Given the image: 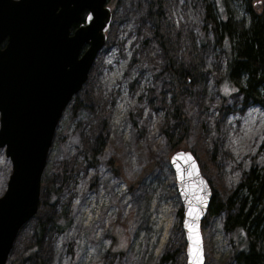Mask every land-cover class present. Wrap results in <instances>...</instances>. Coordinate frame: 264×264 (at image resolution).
I'll return each instance as SVG.
<instances>
[{"label":"rangeland","instance_id":"374dc122","mask_svg":"<svg viewBox=\"0 0 264 264\" xmlns=\"http://www.w3.org/2000/svg\"><path fill=\"white\" fill-rule=\"evenodd\" d=\"M166 3L168 25L182 24L197 45L208 3L218 14L226 5L233 18L246 17L241 0H224V6L221 0ZM107 5L113 12L107 42L58 124L39 211L21 227L7 264H186V253L175 251L185 242L175 173L168 166L171 155L191 151L225 197L252 166L264 164V107L245 105L226 80L227 59L212 33L206 32L200 50L202 77L185 95L190 127L183 133L182 125L173 123L174 88L164 81L166 73L159 81L154 76L163 59L146 19L149 0H120L115 6L108 0ZM11 172L2 148L0 196ZM49 184L52 192L45 190ZM62 212L72 216L66 238L56 227ZM223 217L210 219L203 231L205 264H236L230 259V235L217 239ZM176 252L173 259H163Z\"/></svg>","mask_w":264,"mask_h":264},{"label":"water","instance_id":"95a60500","mask_svg":"<svg viewBox=\"0 0 264 264\" xmlns=\"http://www.w3.org/2000/svg\"><path fill=\"white\" fill-rule=\"evenodd\" d=\"M107 2L0 0V148L12 163L0 196V264H7L21 227L38 212L57 125L107 41L113 15ZM177 154H191L199 175L188 177L185 172L181 181L176 164L188 169L192 163L184 164ZM170 162L183 205L186 264H191L189 225L198 231L205 264L201 225L212 199L211 185L193 153L177 151ZM190 204L198 216L188 215Z\"/></svg>","mask_w":264,"mask_h":264},{"label":"trees","instance_id":"16d2710c","mask_svg":"<svg viewBox=\"0 0 264 264\" xmlns=\"http://www.w3.org/2000/svg\"><path fill=\"white\" fill-rule=\"evenodd\" d=\"M221 1L224 6V0ZM109 2L115 6L120 0ZM241 2L246 17L240 20L228 14L226 5L223 12L218 14L214 4L208 3L203 34L197 45L195 37H191L182 24L168 25L166 18L169 5L166 0H149L146 19L153 26L163 59L154 76L159 81L162 80L160 76L166 73L167 80L164 81L174 88L173 123L182 125L183 133H188L190 127V118L185 106L189 99L185 95L188 94L187 90L193 92L198 79L202 77L200 50L206 45V32L212 33L214 44L226 56L225 78L235 91L243 96V103L245 105L255 103L264 107V0ZM78 104L76 100L75 114L79 110L76 108ZM170 135L172 133L167 132V143L173 150ZM171 149L168 151H172ZM99 150L100 148H97L91 153L92 162ZM209 183L212 188V199L207 216L202 222V230L207 229L210 219L223 215V230L225 234L230 235L233 243L230 259L236 264H264V164L261 167L252 166L226 197L210 180ZM48 186L45 190L52 192L51 184ZM178 218V225L182 227V208L178 211ZM71 221L72 216L62 212L56 222L59 232L67 233ZM41 234V228L38 227L37 236L40 237ZM181 246L182 248L179 247L175 251L185 252V244L182 243ZM178 253L165 256L163 259L169 261Z\"/></svg>","mask_w":264,"mask_h":264},{"label":"snow or ice","instance_id":"6c2138e0","mask_svg":"<svg viewBox=\"0 0 264 264\" xmlns=\"http://www.w3.org/2000/svg\"><path fill=\"white\" fill-rule=\"evenodd\" d=\"M177 155L178 158L183 159L184 164H188L190 161L192 163V168H188V169L182 168L179 163L176 164L177 172L180 174L181 181H183L185 178V172L187 173L188 177H191L192 175H199L198 171L195 170V161L193 160L191 154H177ZM185 156L187 157L186 159L184 158ZM197 199L201 201L206 200L204 196H198ZM188 215L198 216L199 212L197 211L196 208L192 207L190 204V207L188 209ZM188 227L190 230V240L192 241V245L189 248L191 264H203V251L200 244V237L198 231L192 225H189Z\"/></svg>","mask_w":264,"mask_h":264},{"label":"built area","instance_id":"2783aa9c","mask_svg":"<svg viewBox=\"0 0 264 264\" xmlns=\"http://www.w3.org/2000/svg\"><path fill=\"white\" fill-rule=\"evenodd\" d=\"M87 213L89 214V216H92V214H93L90 209L87 210ZM94 215L98 218L99 212H96ZM84 217H86V216H84ZM86 223L89 224L90 223L89 220H87ZM222 237H223V233L221 231H217V239L221 240Z\"/></svg>","mask_w":264,"mask_h":264}]
</instances>
